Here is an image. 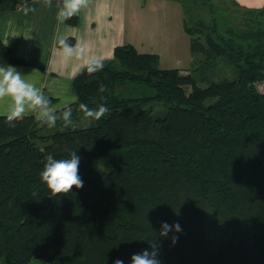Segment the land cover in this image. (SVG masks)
Here are the masks:
<instances>
[{"label":"trees","instance_id":"16d2710c","mask_svg":"<svg viewBox=\"0 0 264 264\" xmlns=\"http://www.w3.org/2000/svg\"><path fill=\"white\" fill-rule=\"evenodd\" d=\"M217 1L180 0L183 30L195 70L224 58L235 79L200 87L192 73L161 69L156 54L125 44L102 71L74 77L69 127H41L31 115L9 127L0 115V264H131L155 239L161 264H264V92L256 87L264 82V6L235 7L251 17L238 27H190L188 7L212 12L223 6ZM9 2L0 0V11ZM4 64L25 62L0 41ZM153 101L167 103L163 116L140 107ZM79 102L108 111L86 126ZM72 150L83 187L49 198L39 182L44 157ZM209 214L226 229L216 248L206 245ZM162 222L180 224L174 246L173 233L158 237Z\"/></svg>","mask_w":264,"mask_h":264},{"label":"crops","instance_id":"0c3cea01","mask_svg":"<svg viewBox=\"0 0 264 264\" xmlns=\"http://www.w3.org/2000/svg\"><path fill=\"white\" fill-rule=\"evenodd\" d=\"M222 1L242 11L264 6V0ZM58 2L10 0L0 11V41L25 62L12 66L54 99L53 107L69 103L75 96L74 77L93 60L111 59L117 46L131 44L140 53L156 54L159 66L174 61L168 67L184 72L181 65L194 58L180 0H89L87 8L72 16L74 23L58 17ZM6 107L0 103V115Z\"/></svg>","mask_w":264,"mask_h":264},{"label":"clouds","instance_id":"9594fccd","mask_svg":"<svg viewBox=\"0 0 264 264\" xmlns=\"http://www.w3.org/2000/svg\"><path fill=\"white\" fill-rule=\"evenodd\" d=\"M45 4L51 6L53 0H44ZM89 0H59L60 11L58 17L61 19H70L81 9L87 8ZM35 9H28L34 11ZM73 52L69 49L66 56L70 57ZM104 64L100 60H93L86 66L88 75H94L102 71ZM98 91L104 93L107 91L105 85L101 84ZM78 97H72L69 103H65L62 109L52 106L51 99L44 94L42 89L26 76L22 75L14 66L0 65V103L6 104L4 122L9 127H15L16 122L23 120L31 115L41 127L53 129L57 121H62L63 127L67 128L72 124V103L78 102ZM78 111L82 113V119L86 126H91L101 120L108 111L105 104H99L91 108L88 104L79 102ZM80 156L77 150L69 152L67 158H56L54 154L49 153L44 157L43 168L39 173V182L47 190L49 198H58L67 195L75 187L81 189L83 180L79 176ZM182 228L179 223L168 224L162 222L158 237L168 239L169 234L171 245L174 246ZM131 264H161L160 244L156 239L149 242V247L140 252L133 253ZM114 264H123V260L117 259Z\"/></svg>","mask_w":264,"mask_h":264},{"label":"rangeland","instance_id":"374dc122","mask_svg":"<svg viewBox=\"0 0 264 264\" xmlns=\"http://www.w3.org/2000/svg\"><path fill=\"white\" fill-rule=\"evenodd\" d=\"M223 4L220 7L214 8V11L209 12L206 8L200 9L199 7H188L189 11H187V20L189 19L190 27L195 29V24L199 21H203L206 25H218L220 29L224 28H233L241 26L242 22L249 17L246 16V12H242L240 10H236L235 7L231 4V2L221 1L220 3L217 1L215 5ZM227 5V7H225ZM187 7V6H186ZM228 9V10H227ZM258 26V24H257ZM200 34V33H199ZM179 60V59H178ZM174 61H162L159 68L168 69L175 63ZM177 62V61H176ZM182 64V61H180ZM182 69H186L184 71H180L181 74L192 73L196 83L200 87H206L211 82L220 81L224 78L233 80L235 79V73L233 68L225 61L224 58H218L212 64L207 65V67L196 69L195 58L192 61H186L184 65H181ZM174 68V67H173ZM195 70V71H194ZM257 90L259 92H264V82L257 83ZM186 94L190 92V87L187 86L184 88ZM143 109H149L152 111V114L156 117H161L167 110V103L153 101L146 104L140 105ZM40 147L44 146V143L38 142ZM207 237H206V245L211 247H219L224 240L226 239V229L224 224L216 218L209 214L208 222H207ZM29 264H45L40 260L33 259Z\"/></svg>","mask_w":264,"mask_h":264}]
</instances>
